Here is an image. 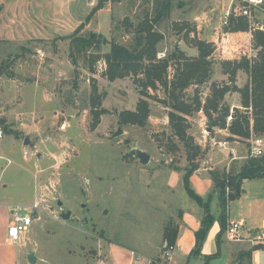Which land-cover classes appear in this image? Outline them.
Returning <instances> with one entry per match:
<instances>
[{
	"label": "rangeland",
	"instance_id": "rangeland-1",
	"mask_svg": "<svg viewBox=\"0 0 264 264\" xmlns=\"http://www.w3.org/2000/svg\"><path fill=\"white\" fill-rule=\"evenodd\" d=\"M227 4L228 0H171L169 14L156 22L152 21L156 15L153 0H86L82 26L76 35L98 33L104 41L98 48L91 46L76 54L75 60L68 37L72 33L20 43L0 42V120H4L0 123V196L5 195L4 199L14 205H37L36 219L24 234L23 250L33 252L35 261L25 264H130L129 249L149 256L153 264H229L227 251L215 255L216 236L221 230L217 200L210 201L213 222L200 246L204 255L190 256L202 208L187 196L184 187L178 192L170 183L172 176L183 175L190 164L229 168V147L245 157L249 140L264 138V133L252 132L250 108V137L221 152L212 140H224L228 132L212 126L202 108L213 84H233L235 89L222 100L230 107L226 125L234 108L245 111L238 90L248 81V75L237 70L232 76L228 62L240 59L239 50L248 57L255 56L256 50L247 34L232 33L222 25ZM145 18L163 35L157 43L156 58L169 59V80L178 63L174 50L195 59L201 51L197 43L209 45V79L199 86L191 84L185 91L191 97L198 89L201 99V108L186 116L187 134L201 152L194 161L187 159L185 142L170 131L163 88L149 89L152 98L146 97L140 92L141 72L108 80L97 60L89 63L91 56L102 61L111 41L131 46L135 28ZM186 31L189 38L183 39ZM93 85L101 96L99 108L105 112L92 128L90 109H98L92 106ZM140 98L147 100L150 109L145 125L121 121L120 114L135 110ZM234 104L238 106L232 108ZM119 120L123 133L113 137ZM25 136L28 144L23 143ZM134 148L150 154L146 165L134 157ZM244 159L237 160L236 166ZM195 176L199 181L189 180L191 187L206 197L203 194L210 188L207 178ZM176 183L180 186L179 178ZM245 194L252 201L243 198L228 206L230 220L241 212L247 227L252 224L261 229L257 222L264 218V196L257 191L259 200L253 199L256 195H251V188ZM1 211L0 207L2 221L5 214ZM66 211L70 215L63 219L61 213ZM180 218L176 247H165L159 259L156 252L163 251V243L167 245L165 226L169 221L177 226ZM258 264H264V254Z\"/></svg>",
	"mask_w": 264,
	"mask_h": 264
},
{
	"label": "trees",
	"instance_id": "trees-1",
	"mask_svg": "<svg viewBox=\"0 0 264 264\" xmlns=\"http://www.w3.org/2000/svg\"><path fill=\"white\" fill-rule=\"evenodd\" d=\"M118 2L121 0H110ZM155 4L156 15L152 21H159L169 14L171 8V0H153ZM100 9L102 6H97ZM1 10V7H0ZM89 16V15H88ZM80 25L72 34L70 49L71 57L75 60V55H80L86 51L88 47H100L104 41L98 33H90L87 37L77 36L76 32L80 30ZM185 24L179 28H184ZM230 32L235 34H246L248 30V22L243 18H231L229 25L226 27ZM189 32L186 31L183 39H188ZM67 37V36H66ZM163 38V35L153 29L150 21L145 18L139 22L134 31V43L131 46H125L116 41L109 43L108 51L103 54L106 63L105 76L108 80L123 78L128 75L142 74V79H138L142 89L140 92L146 97L152 98L149 89L157 90L158 87L163 88L166 97L162 99L163 104L169 109L168 125L172 135L183 140L189 148L188 160L194 159L200 155V147L193 145L191 138L187 134L188 121L187 115H191L194 111L201 108V99L199 90L195 89L191 97L185 94L187 88L194 84L202 85L211 75V62L207 59L208 44L198 42L197 46L201 49L199 57L189 59L181 51H173V56L178 62L172 78L167 79V70L169 67V59L156 58L157 43ZM1 42V40H0ZM252 45L256 50V55L248 57L242 50H239V60L229 61L228 67L231 69V75L235 76L237 70H243L248 75V81L243 87L239 88L241 105L244 112L240 113L238 108L233 109L231 122L226 125V117L230 113V107L224 105L222 100L225 94L235 89V86L228 84L211 87V93L202 107L205 114L210 116L212 126L226 128L231 137L238 136L247 140L251 135L249 109L253 116L252 132L264 133V31H252ZM97 60L98 56H91L90 65ZM229 71V70H228ZM10 76L12 73L10 72ZM97 88L92 86V106L98 109L94 111L90 109L92 120V128L99 123L101 113L105 112L100 109L101 96L96 93ZM149 105L145 98L137 101L136 108L133 111H125L120 114V120L130 124L145 125L149 116ZM211 113H216V117H212ZM0 123H4L1 119ZM228 137V140H231ZM233 162L229 168L208 170V176L212 181V189L207 197H202L195 193L189 182V176L198 168V164H190L185 169L182 176L183 187L187 196L202 208V217L200 219V227L196 231V245L191 251L196 255L200 251V246L213 222V215L210 212V201L212 194L216 193L219 201V221L221 230L217 234V244L219 246V238L225 230V221L227 215L228 203L238 199L242 192V182L245 179L264 178V154L259 156L246 155L245 159L239 166ZM171 221L164 228V240L167 242L166 248L173 246L176 241L178 226L171 225ZM258 245V244H257Z\"/></svg>",
	"mask_w": 264,
	"mask_h": 264
},
{
	"label": "crops",
	"instance_id": "crops-1",
	"mask_svg": "<svg viewBox=\"0 0 264 264\" xmlns=\"http://www.w3.org/2000/svg\"><path fill=\"white\" fill-rule=\"evenodd\" d=\"M85 5L86 0L85 3L84 0H0V40L6 43H20L22 41H27L30 39H50L53 36L70 35L82 24L81 16L84 14ZM237 106V104H234L232 108ZM218 130H225V132H228L226 128L218 127ZM226 136L227 138L224 140L228 142L227 146L243 143L244 141H246L238 136L231 137L229 132ZM228 137H231V140H228ZM225 148L219 149L222 152V149ZM229 148L230 150H232L229 152V156H227L229 157L231 162H229V166L233 162L237 163L239 162L237 160L244 159L246 157L234 154V147ZM211 168L212 166L203 168L198 167L189 176V180L194 182L199 181V179L195 175L207 178L206 180H208L210 188L207 192L205 191L207 194H203L206 197L208 195V192L210 193L212 189V181L208 176V170ZM180 177L182 176H172L170 178V183L172 184V186H174L173 189H176L178 192L180 188H183V182H181ZM177 178H179L180 186H178V184L176 183ZM3 187H6V185H3ZM242 188L243 192L241 196L238 199L230 201L228 203L229 207L232 203L242 202V200H244L245 198V200H247L246 202L252 201V199L249 200V195L245 194L248 192L249 188L252 189L251 195H253V197L254 195H256V198L253 199L259 200V198H257V191L262 193V195L264 196V178L245 179L242 182ZM254 191L256 192V194L253 193ZM4 196L5 195L0 196L2 197L0 198V207L3 208L5 214V219L2 221L0 220V264H25L26 262H28V253L23 251L26 245L24 235H21L20 239L16 242L11 241L7 235V229L12 219L13 209L18 204H12L7 199H4ZM213 199L217 200L219 213V201L216 193L212 194L211 200ZM228 206L225 221L226 225L230 221L240 220L244 224V232L248 230L264 231V218H262L261 221L257 220V224L261 225V229L254 227V225L252 224L247 227L245 214H242L241 212L235 219L230 220ZM179 211L182 212V209L179 208ZM179 223H181V218L178 220L177 223V237L180 229ZM177 237L174 247H176L177 245ZM223 238H225L226 241L223 240ZM162 246L163 251L160 253L156 252L159 255V259H162L161 254L166 251L164 250L166 244L163 243ZM225 251H227V259L229 264H258L264 254V243L252 245L247 241H231L226 238L223 232L221 237L219 238V246L218 244H216L215 255L219 256L222 254V252ZM129 255L130 264L136 263V256L140 257L144 263H147L149 260H152L149 256L142 255L131 249H129ZM203 255L204 253L199 251V253L195 256L200 258ZM21 256L24 258V262L22 261ZM190 256H192V253Z\"/></svg>",
	"mask_w": 264,
	"mask_h": 264
},
{
	"label": "built area",
	"instance_id": "built-area-1",
	"mask_svg": "<svg viewBox=\"0 0 264 264\" xmlns=\"http://www.w3.org/2000/svg\"><path fill=\"white\" fill-rule=\"evenodd\" d=\"M231 18H243L248 22L246 34L249 36V40L252 41V31H264V0H229L228 6L222 15V25L228 26ZM98 66L101 70L106 69L104 59L102 61L98 60ZM1 129L0 126V136L2 133ZM212 144L217 148H225L228 142L226 140H212ZM263 154L264 138H251L249 140L248 155L259 156ZM35 207L37 205L31 207L16 205L14 207L12 219L7 229V235L11 241H18L21 235L27 232L36 219ZM243 229L244 224L242 221L233 220L225 226L224 234L231 241H247L252 245L264 243V231L248 230L244 232ZM135 264H153V261L149 260L144 263L140 257L136 256Z\"/></svg>",
	"mask_w": 264,
	"mask_h": 264
},
{
	"label": "water",
	"instance_id": "water-1",
	"mask_svg": "<svg viewBox=\"0 0 264 264\" xmlns=\"http://www.w3.org/2000/svg\"><path fill=\"white\" fill-rule=\"evenodd\" d=\"M99 36H102V34H99ZM176 48H178V47H176ZM120 124H121V121L119 120L118 121V127L112 134L113 137L114 136H118V135L123 133V130H122ZM211 128H212V126L210 125V123H208L207 131H210ZM28 142H29V139H28L27 136H25L24 140H23V143L24 144H28ZM134 157L138 160V162L141 165H146L149 162V160H150V154L147 153L146 151L140 150L138 148H134ZM84 206L85 205L83 204L82 207H84ZM69 215H70V211H66V212H62L61 213V217L63 219H67L69 217ZM83 220H84L85 223L87 222L86 216L83 217ZM27 259H28L29 263H33L35 261L34 253L33 252L28 253L27 254Z\"/></svg>",
	"mask_w": 264,
	"mask_h": 264
}]
</instances>
